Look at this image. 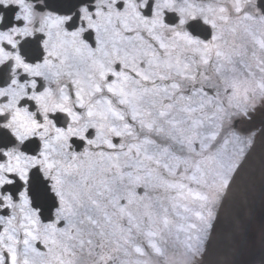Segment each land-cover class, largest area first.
<instances>
[{
	"label": "snow or ice",
	"instance_id": "obj_1",
	"mask_svg": "<svg viewBox=\"0 0 264 264\" xmlns=\"http://www.w3.org/2000/svg\"><path fill=\"white\" fill-rule=\"evenodd\" d=\"M258 148L264 0H0V264H216Z\"/></svg>",
	"mask_w": 264,
	"mask_h": 264
},
{
	"label": "water",
	"instance_id": "obj_2",
	"mask_svg": "<svg viewBox=\"0 0 264 264\" xmlns=\"http://www.w3.org/2000/svg\"><path fill=\"white\" fill-rule=\"evenodd\" d=\"M259 142V137L257 138ZM264 155L259 148L248 164L244 181L231 195V208L238 216L246 232H242L234 242L221 241L214 249L212 259L216 264H239L255 214L264 193Z\"/></svg>",
	"mask_w": 264,
	"mask_h": 264
},
{
	"label": "flooded vegetation",
	"instance_id": "obj_3",
	"mask_svg": "<svg viewBox=\"0 0 264 264\" xmlns=\"http://www.w3.org/2000/svg\"><path fill=\"white\" fill-rule=\"evenodd\" d=\"M261 222H264V198L255 214L239 264H264V240L259 235L258 227Z\"/></svg>",
	"mask_w": 264,
	"mask_h": 264
},
{
	"label": "rangeland",
	"instance_id": "obj_4",
	"mask_svg": "<svg viewBox=\"0 0 264 264\" xmlns=\"http://www.w3.org/2000/svg\"><path fill=\"white\" fill-rule=\"evenodd\" d=\"M263 198H264V193H263V196H262V198H261V201H260V204H259V205L262 204ZM248 236H249V235H248ZM247 239H248V238H247ZM246 242H247V241H246ZM244 248H245V246H244ZM243 251H244V249H243ZM243 251H242L241 257H240V259H239V263H240L241 258H242V256H243Z\"/></svg>",
	"mask_w": 264,
	"mask_h": 264
}]
</instances>
